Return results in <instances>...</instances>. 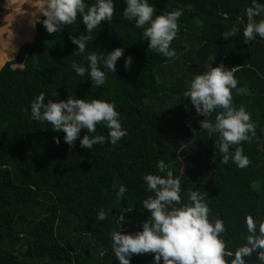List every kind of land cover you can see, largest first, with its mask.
Listing matches in <instances>:
<instances>
[{
	"label": "trees",
	"instance_id": "trees-1",
	"mask_svg": "<svg viewBox=\"0 0 264 264\" xmlns=\"http://www.w3.org/2000/svg\"><path fill=\"white\" fill-rule=\"evenodd\" d=\"M148 2L155 9L153 18L183 9L171 58L148 49L143 29L123 16L126 0H113L112 21H102L94 30L84 53L70 39L87 35L78 14L73 24L53 34L37 22L33 41L21 45L14 59L1 67L0 264H120L112 250V233L142 231L150 215L143 201L153 195L144 176L166 175L157 168L160 160L181 182L182 199L176 207L189 203L191 191L207 193L209 221H223L225 232L220 238L233 253L225 257L228 264L246 243L247 216L253 217L258 233L264 222V38L257 35L247 44L243 39L246 9L253 0ZM256 2L264 4V0ZM95 3L85 0L87 6ZM255 19H264V13ZM233 25L240 29L238 36L221 39ZM118 47L124 48V54L116 63V73L102 68L103 86H93L87 73L80 77L71 67L76 62L87 68L88 54L107 55ZM129 56L132 63L126 69ZM221 63L233 71L238 88L247 85L252 93L239 95L232 90L233 106L244 107L257 125L250 142L230 146L227 164L220 163L215 147L219 133L200 130L204 117L197 116L190 98L184 96L188 82ZM40 93L45 94V102L70 97L114 103L128 134L116 145L106 140L91 150L80 147L85 134L108 136L101 123L96 133L82 130L70 148L63 132L32 118L31 103ZM54 137L60 139L59 145ZM237 146L251 160L246 168L237 167L232 159ZM121 184L127 188L123 198L117 196ZM101 209L107 213L103 221L97 219ZM121 213L126 217L122 224L117 223ZM257 255L245 257L246 264H264ZM130 264H154V254L132 255Z\"/></svg>",
	"mask_w": 264,
	"mask_h": 264
},
{
	"label": "clouds",
	"instance_id": "clouds-1",
	"mask_svg": "<svg viewBox=\"0 0 264 264\" xmlns=\"http://www.w3.org/2000/svg\"><path fill=\"white\" fill-rule=\"evenodd\" d=\"M87 8V11H86ZM191 8L189 7V11ZM115 12L113 0H96V3L87 6L85 0H46L42 7L36 9L44 17L38 20L49 34L60 32L63 26L71 25L77 20L78 14L86 27L87 35L79 37L70 36L73 44L78 46V52L84 53L87 43L92 40L93 32L102 21H112ZM155 9L148 0H126L123 10L125 19L135 20L137 28L143 29L142 38L148 41V49L165 57L175 56L171 48L172 41L178 32V19L183 15V9L173 10L165 15L153 18ZM264 13V4L253 0V6L246 9L247 24L243 30L245 44L255 39L258 35L264 38V19L257 22L255 19ZM145 25H149L145 28ZM238 25H233L229 31L222 34L221 39L228 40L239 34ZM124 54V48L118 47L105 55L104 52H92L87 55L88 67L73 62L72 69L80 76L92 80L95 87L103 86L106 74L103 69L117 72L116 63ZM132 58L129 56L124 61L126 69L130 68ZM188 91L184 96L190 98L191 105L195 107L197 116H203L199 121L200 130L209 134L219 133V144L215 147L221 154L220 163L229 161L230 146L250 142L256 136V126L251 120V114L244 107L238 110L233 106L232 90L239 95H252L247 85L237 87L238 81L232 70H225L221 63L211 67L203 73L196 75L188 82ZM40 93L31 103V114L35 121L48 122L54 132H63L64 142L70 148L75 147V142L82 130L87 133H96L97 125L104 124L108 136L85 134L80 139V147L91 150L94 145L110 142L116 145L123 137L127 136L126 129L122 128L120 113L114 103L99 99L87 102L85 99H72L54 102ZM216 113L213 119V113ZM189 127L191 125L189 124ZM197 135L196 129H191ZM251 134V135H249ZM54 142L59 145L60 139L54 137ZM217 153L212 155V162H216ZM237 167L243 169L251 164V160L243 154V148L237 146L232 157ZM159 172L166 175L147 174L144 181L149 192L153 193L143 201V208L148 211L149 218L142 224V231L112 233V250L120 264H130L132 255L154 254V264H228L225 259L233 253L226 250V243L220 238L225 232L222 220L214 223L209 221V207L205 202V194L191 191L188 194L189 203L181 207V182L174 178L173 172L163 160L157 162ZM127 191L126 186L119 185L117 196L123 198ZM97 219H107V213L101 209ZM126 222V217L121 213L117 223ZM247 231L246 243L234 253L231 264H246L245 257L257 252V258L264 262V222L257 224L252 216L246 217ZM260 250V251H258Z\"/></svg>",
	"mask_w": 264,
	"mask_h": 264
},
{
	"label": "rangeland",
	"instance_id": "rangeland-1",
	"mask_svg": "<svg viewBox=\"0 0 264 264\" xmlns=\"http://www.w3.org/2000/svg\"><path fill=\"white\" fill-rule=\"evenodd\" d=\"M46 0H0V25L5 24L0 32V63L1 67L14 59L21 45L34 39V27L43 17L36 9L42 7ZM31 36L29 40L18 39L23 35ZM18 37V38H17Z\"/></svg>",
	"mask_w": 264,
	"mask_h": 264
}]
</instances>
